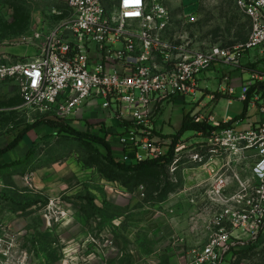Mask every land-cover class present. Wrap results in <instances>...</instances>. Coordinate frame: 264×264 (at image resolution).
<instances>
[{"label":"rangeland","instance_id":"374dc122","mask_svg":"<svg viewBox=\"0 0 264 264\" xmlns=\"http://www.w3.org/2000/svg\"><path fill=\"white\" fill-rule=\"evenodd\" d=\"M166 4L171 13L167 38L172 41L195 48H230L243 44L251 30L236 0ZM69 18L66 0H0V63L15 62L11 54L16 51L32 56L34 48L28 43L34 32L57 28ZM258 69H264V60ZM224 73L219 66L206 72L197 94L178 106L184 112L176 100L155 108L148 117L151 130L141 127L136 136L160 149L163 140L170 139L168 132L179 133L176 120L201 112L203 105L217 120L225 110L235 119L243 107H228L222 93ZM216 94L218 99L211 101ZM99 107L67 124L105 139L120 162H140L134 161L135 151L117 140L120 123ZM45 115L27 109L13 81H0V151ZM247 115L253 117L254 111L248 108ZM196 140L194 132L182 135L184 143ZM107 156L99 144L68 138L44 125L0 155V165L19 162L0 169V264H188L191 252L217 234L210 225L215 213L195 209L184 192L187 180L181 172L162 165L157 172L134 178L104 163ZM229 264H264V233L256 245L235 252Z\"/></svg>","mask_w":264,"mask_h":264},{"label":"built area","instance_id":"2783aa9c","mask_svg":"<svg viewBox=\"0 0 264 264\" xmlns=\"http://www.w3.org/2000/svg\"><path fill=\"white\" fill-rule=\"evenodd\" d=\"M66 3L67 22L34 32L28 43L32 57L0 64V81L16 84L27 109L67 122L101 105L128 125L119 143L136 152L134 161L168 154L171 143L159 149L136 132L151 130L149 113L158 106L195 96L201 77L216 66L225 72L222 93L230 104L254 111L249 122L197 117L211 127L195 142L178 143L169 166L187 180L184 192L195 209L215 213L210 225L217 234L191 252L188 264H229L235 252L256 245L264 233V69H258L264 60V0H236L251 30L245 43L230 48H195L168 39L166 0ZM235 72L250 74L239 92L230 86Z\"/></svg>","mask_w":264,"mask_h":264},{"label":"trees","instance_id":"16d2710c","mask_svg":"<svg viewBox=\"0 0 264 264\" xmlns=\"http://www.w3.org/2000/svg\"><path fill=\"white\" fill-rule=\"evenodd\" d=\"M247 39L245 40V42L247 41ZM253 91H254L253 89L250 91V95L252 94ZM219 96L220 95L216 94V100L218 99ZM196 116L197 115H193L191 112L185 115L184 121H183V124L181 126L179 133L174 136H171L172 143H171V146H170V149L167 155L158 157V158L145 159L140 162L136 161L137 163L133 165L122 163L117 158L112 156V147L110 146L108 142H106L105 139L87 134L85 132L78 131L74 129L73 127L69 126L65 120H62V119H59L57 121L49 120L50 118H48V115L43 116L45 118L38 121L36 124L32 126H28L26 130L22 131L14 139V141L9 144V146L5 150L0 151V155L14 150L19 145V143L22 141V139L26 136L27 133L44 125L52 129L59 130L60 133H62L64 136L68 138L80 140V141H90V142H93V143H96V144H99L105 147L108 151V156L102 158L104 163H106L109 167L114 169L117 173L130 175L131 177H134V178H139L143 175L157 172L162 167V165L168 166V167L171 165L173 161L175 147L178 143L182 142L183 133L191 131L195 133V136H197L199 133H202V132L204 133V135L206 134V131L211 127V125L207 124L206 122H196L195 121L197 118ZM127 127H128L127 124L125 125L121 124L119 136H121L124 133ZM117 140H119V138ZM16 165H19V162L18 164L13 163V164L0 165V169L11 168V167H15Z\"/></svg>","mask_w":264,"mask_h":264},{"label":"crops","instance_id":"0c3cea01","mask_svg":"<svg viewBox=\"0 0 264 264\" xmlns=\"http://www.w3.org/2000/svg\"><path fill=\"white\" fill-rule=\"evenodd\" d=\"M34 54H35V52H34ZM33 54V55H34ZM12 56V59H14L15 60V62L16 61H18V60H20V59H22V58H24V57H32V56H30L29 55V53H27V52H23V51H21V52H13L12 54H11ZM11 57H8V56H1V59H9V58H11ZM249 78H250V74L248 73V72H235V73H232V76H231V84H230V86L232 87V88H234L235 90H236V92H239V90L242 88V86L245 84V82L246 81H248L249 80ZM20 95V94H19ZM219 95V94H218ZM226 96V95H225ZM212 97H215V100L214 101H216V95H212L211 97H210V99L212 98ZM227 97V96H226ZM183 100H184V98H179V99H177L176 101H175V105L178 107V106H180L181 105V103L183 102ZM211 101H212V99H211ZM213 101V102H214ZM230 100H229V98L227 97V103H228V107H231V108H233V109H235V108H237L238 106H241V107H243L242 108V110L237 114V116H236V118L234 119L235 121H237V120H240V119H242L243 120V122H246V120L249 122V120H250V118H252V117H250V116H248L247 115V110H248V108H247V106H245L244 104H241V103H235V102H233L232 104H230ZM208 106H206V105H203V110L201 111V112H197V113H195V114H193V115H197L196 117H199V116H204V117H206V118H208L209 116H211V117H213V119L216 121V122H223V119L225 118V116H228V113H227V110H225V116H223V118L221 119H219V120H217L216 119V117L212 114V112L210 111V112H206V108H207ZM179 108V110H183V109H181V107H178ZM91 112H93V111H89V110H87V112H83L82 114L84 115V116H89L90 115V113ZM183 112H184V110H183ZM190 113V112H189ZM189 113H185V115H187V114H189ZM92 114V113H91ZM255 114V113H254ZM82 116V115H81ZM228 117H230V116H228ZM183 121H184V116H183V118H182V120H176V123L178 124V128H177V130L178 131H180V129H181V126H182V124H183ZM247 122V123H248ZM235 125H237V124H234V126ZM239 126V125H238ZM177 127V126H176ZM169 133H171L170 134V139H166V140H168V141H166V140H163V146H164V150H166V148H167V145L168 144H170V143H172V138H171V136H174V135H176L173 131L172 132H168V134ZM170 142V143H169Z\"/></svg>","mask_w":264,"mask_h":264}]
</instances>
